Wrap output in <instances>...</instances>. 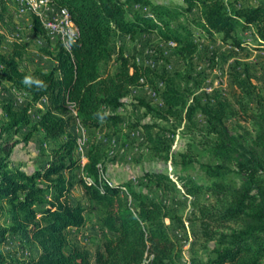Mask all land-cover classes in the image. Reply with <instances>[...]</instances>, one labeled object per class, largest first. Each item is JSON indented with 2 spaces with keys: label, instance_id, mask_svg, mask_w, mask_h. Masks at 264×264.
I'll list each match as a JSON object with an SVG mask.
<instances>
[{
  "label": "trees",
  "instance_id": "1",
  "mask_svg": "<svg viewBox=\"0 0 264 264\" xmlns=\"http://www.w3.org/2000/svg\"><path fill=\"white\" fill-rule=\"evenodd\" d=\"M52 1L67 10L78 35L68 49L58 41L49 40L51 47L41 48L54 61L48 70L21 69L20 59L28 46L22 39L13 41L9 50H0V82L5 80L26 95L25 104L17 109L4 105L0 140L6 156L11 145L18 142L12 140L13 135L24 126L29 127L24 141L36 131H41L46 139H59L44 163L32 171L10 167L7 158L0 162V207L5 205L8 214V224L0 225V264H176L178 243L169 221L182 228V218L171 214L161 200L142 189L126 182L109 185L103 181L100 178L103 154L94 136L86 140V161L82 167L91 180L83 176L75 178L73 174L79 167L75 126L81 124L87 137L92 129L116 126L122 121L118 109L123 98L132 88L144 84L157 91V78L163 84L159 91L165 105L161 117L190 124L200 110L207 123L206 134L211 136L208 140L211 154L217 159L216 163L202 164L207 182L186 174L173 176L185 194L203 192L217 201L216 205L200 204L194 217L198 237L210 243L211 251L199 264H262L264 156L255 149L264 154V130L261 128L254 146L246 147L224 123V103L208 107L196 100L188 101L185 90L176 84V79L182 77L180 72L157 73L126 54L120 46L115 52V66L110 62L114 53L113 36H133L140 32L155 33L161 40L173 42L175 51L186 57L188 63L197 47L195 31L237 49L251 44L245 35L249 31L254 41L251 45L264 51V0L255 3L184 0L183 8L149 0ZM1 2L0 25L7 19V3ZM128 2L145 5L147 9L134 10L128 16ZM185 13L191 15L181 20ZM30 16L34 34L45 36V31L49 34L35 13ZM260 69L264 79V59ZM24 76L38 78L47 87L42 90L27 87L21 82ZM41 100H44L43 108L38 107L32 119L30 110ZM257 105H263L260 96ZM141 126L155 152L169 150L160 136L149 133V124ZM179 156L178 163L186 170L190 156L185 152ZM231 174L241 179L238 185L228 182ZM144 176L156 182L171 181V176L164 173L145 172ZM76 184L103 208L99 219L101 243L92 256L69 239V229L82 227L89 212L86 205L70 198ZM123 188L130 200L121 195ZM11 235L34 243L38 248L36 255L17 258L5 254L3 244Z\"/></svg>",
  "mask_w": 264,
  "mask_h": 264
},
{
  "label": "rangeland",
  "instance_id": "2",
  "mask_svg": "<svg viewBox=\"0 0 264 264\" xmlns=\"http://www.w3.org/2000/svg\"><path fill=\"white\" fill-rule=\"evenodd\" d=\"M149 1L181 8L185 6L184 0ZM257 1L240 0L239 2ZM5 2L7 19L0 27L3 32L0 38V50L11 47V41L8 39L17 31V35L28 42L26 51L20 59L21 69L29 71L35 67H42L48 70L53 62L41 49L47 45L45 38L33 33L30 15H18V4L15 0H5ZM49 2L54 4L52 0ZM146 9L147 6L139 3L126 4L128 16L134 10ZM186 15L191 14L185 13L181 20H185ZM245 35L247 40L254 44L251 33L247 31ZM45 36L47 37L46 34ZM193 38L197 47L188 63L186 57L175 51L173 42L163 41L155 33L140 32L133 36L117 34L112 39L114 53L110 63L115 66V52L120 46L126 54L134 56L143 65H149L157 73L166 72L173 75L176 71L180 72L182 77L176 79V84L185 90L188 101L196 100L201 106L208 107H215L218 102L224 103L226 114L223 120L230 132L246 147L254 146L261 128L264 130V79L260 69L264 51L255 49L251 44L243 49H237L224 45L217 39L206 38L198 31H195ZM156 82L157 91L148 84L132 88L123 98V105L118 109L122 121L116 126L92 129L88 131V137L86 132V138L90 139L94 136L102 150L100 178L103 181L109 185L126 182L135 189H142L151 197L161 200L171 214H177L182 218V228H179L175 221H169L171 233L178 243L179 258L176 264H199L211 254V251L210 243L198 237V223L194 217L200 204L216 205L217 201L210 194L203 192L194 195L185 194L173 176L186 174L191 175L195 180L207 182L209 179L202 164L216 163L217 159L211 154L208 143L211 136L206 134L207 123L200 110L196 111L190 124L185 121L178 123L172 117L168 119L161 117L165 105L159 91L162 90L163 84L160 78H157ZM258 96L261 97L262 106L257 105ZM25 102L26 99L21 92L14 90L6 81L0 82V122L5 118V104L17 109ZM41 106L43 101L40 102V106L35 105L31 108L32 119H35L36 109ZM143 123L150 125L149 133L161 137L169 147L168 151L157 153L153 150L147 140L146 131L141 126ZM28 130L29 127L24 126L13 135L12 140L18 142L11 145L8 157L1 148L0 140V162L7 158L10 167H18L25 171H32L44 163L49 151L59 139H46L41 131H36L24 141L22 138ZM74 131L78 142L79 130L74 129ZM255 150L258 155L264 156L261 150ZM180 152L190 156L191 163L186 170L178 163ZM85 161L86 151L83 153L82 166L79 162V167L73 174L75 178L83 176L82 178L90 181L91 178L82 171ZM145 172L168 174L171 176V181L148 180L144 176ZM228 182L238 185L241 179L231 174ZM120 193L125 199L130 200L125 188L121 189ZM70 198L74 202L79 201L86 205L89 212L85 214L86 222L82 227L69 229V239L92 256L101 243L99 219L103 214V208L90 200L79 184L74 186ZM7 224L8 214L5 205H2L0 225ZM2 249L5 254L17 258L31 257L38 251L34 243L22 241L17 235L9 236Z\"/></svg>",
  "mask_w": 264,
  "mask_h": 264
},
{
  "label": "built area",
  "instance_id": "3",
  "mask_svg": "<svg viewBox=\"0 0 264 264\" xmlns=\"http://www.w3.org/2000/svg\"><path fill=\"white\" fill-rule=\"evenodd\" d=\"M18 4V15H32L39 13L45 28L52 33L53 42L58 41L65 47V39H76L77 32L68 26V21L64 16L63 9L49 2V0H15ZM75 129L79 130V141L77 142L76 153L82 166V159L86 147V131L81 124H77Z\"/></svg>",
  "mask_w": 264,
  "mask_h": 264
},
{
  "label": "crops",
  "instance_id": "4",
  "mask_svg": "<svg viewBox=\"0 0 264 264\" xmlns=\"http://www.w3.org/2000/svg\"><path fill=\"white\" fill-rule=\"evenodd\" d=\"M2 25H0V27H1ZM45 34L47 35V37L50 39L49 41H52V38L50 37V35L45 31ZM0 38L3 36V32L1 31V29H0ZM36 35V34H35ZM36 36H40V35H36ZM42 37H44L45 38V44H47L48 45V47H51L50 46V43H49V41H48V38H46L45 36H42ZM8 38V37H7ZM20 40L21 38L19 37V35H17V31L15 32V33H13V34H11V36L9 37V39L8 40H10L11 41V44L13 43V41H15V40ZM11 46V45H10ZM10 48H8V49H6V50H2V51H7V50H9ZM47 57H49L48 55H46ZM50 58V57H49ZM51 59V58H50ZM52 60V59H51ZM52 62H53V64H54V61L52 60ZM52 64V65H53ZM44 69V68H43ZM45 70V69H44ZM3 81H5V80H3ZM7 82V81H6ZM7 83H9V82H7ZM10 84V83H9ZM11 85V84H10ZM12 86V85H11ZM12 88L14 89V90H16L13 86H12ZM17 92H21V91H18V90H16ZM23 95H24V97H25V99H26V95H25V93H23V92H21ZM41 101H43V105H44V100H41ZM41 101H39L36 105H38V106H40V102ZM41 108H43V106H41Z\"/></svg>",
  "mask_w": 264,
  "mask_h": 264
},
{
  "label": "clouds",
  "instance_id": "5",
  "mask_svg": "<svg viewBox=\"0 0 264 264\" xmlns=\"http://www.w3.org/2000/svg\"><path fill=\"white\" fill-rule=\"evenodd\" d=\"M21 82L27 87L34 86L38 90H42L47 87V85L43 81L39 80L38 78L32 77V76H24Z\"/></svg>",
  "mask_w": 264,
  "mask_h": 264
},
{
  "label": "bare ground",
  "instance_id": "6",
  "mask_svg": "<svg viewBox=\"0 0 264 264\" xmlns=\"http://www.w3.org/2000/svg\"><path fill=\"white\" fill-rule=\"evenodd\" d=\"M61 9H63V12H64V16H65V18H66V21H68V26H70V27L72 28V30H75V31L77 32V28H76V26L74 25V23L72 22V20H71L69 14H68V12H67V10H66L65 8H61ZM35 14L39 17L40 23L44 26L43 22L41 21L40 14H39V13H35ZM44 28H45V26H44ZM45 29H46V28H45ZM46 30H47V29H46ZM48 32H49V34H50V37L53 39L51 31L48 30ZM77 35H78V32H77ZM71 41H73V40H72V39H65V47H66L67 49L69 48V45H70L69 43H71Z\"/></svg>",
  "mask_w": 264,
  "mask_h": 264
}]
</instances>
